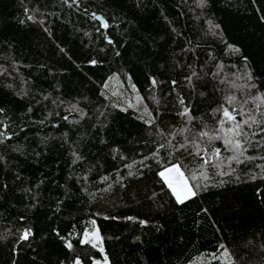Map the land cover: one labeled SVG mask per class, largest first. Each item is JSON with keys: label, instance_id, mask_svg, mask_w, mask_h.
<instances>
[{"label": "trees", "instance_id": "16d2710c", "mask_svg": "<svg viewBox=\"0 0 264 264\" xmlns=\"http://www.w3.org/2000/svg\"><path fill=\"white\" fill-rule=\"evenodd\" d=\"M102 255L264 264V0H0V264Z\"/></svg>", "mask_w": 264, "mask_h": 264}, {"label": "rangeland", "instance_id": "374dc122", "mask_svg": "<svg viewBox=\"0 0 264 264\" xmlns=\"http://www.w3.org/2000/svg\"><path fill=\"white\" fill-rule=\"evenodd\" d=\"M161 176L167 183L177 200H183L194 193V187L179 164H173L161 171ZM83 241L91 243L102 252V246L98 229L95 222H90L84 235ZM103 253V252H102ZM76 264H80L76 262ZM92 264H108L104 255L95 259Z\"/></svg>", "mask_w": 264, "mask_h": 264}, {"label": "water", "instance_id": "95a60500", "mask_svg": "<svg viewBox=\"0 0 264 264\" xmlns=\"http://www.w3.org/2000/svg\"><path fill=\"white\" fill-rule=\"evenodd\" d=\"M95 18H96L99 22H101L102 24L105 23V20H104L100 15H95ZM3 130H4V127H3Z\"/></svg>", "mask_w": 264, "mask_h": 264}, {"label": "snow or ice", "instance_id": "6c2138e0", "mask_svg": "<svg viewBox=\"0 0 264 264\" xmlns=\"http://www.w3.org/2000/svg\"><path fill=\"white\" fill-rule=\"evenodd\" d=\"M225 115H228V113H227V112H225ZM193 195H194V193H193ZM25 235H27V234H25Z\"/></svg>", "mask_w": 264, "mask_h": 264}]
</instances>
